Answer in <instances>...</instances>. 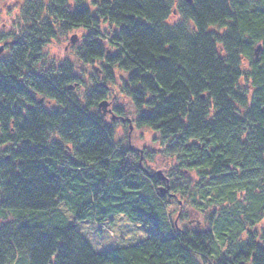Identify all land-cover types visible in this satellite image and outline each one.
Here are the masks:
<instances>
[{
    "label": "trees",
    "instance_id": "16d2710c",
    "mask_svg": "<svg viewBox=\"0 0 264 264\" xmlns=\"http://www.w3.org/2000/svg\"><path fill=\"white\" fill-rule=\"evenodd\" d=\"M23 1L0 35V264H264V0ZM76 29L80 67L45 53ZM116 89L164 180L116 142ZM120 214L151 237L98 253L76 228Z\"/></svg>",
    "mask_w": 264,
    "mask_h": 264
},
{
    "label": "rangeland",
    "instance_id": "374dc122",
    "mask_svg": "<svg viewBox=\"0 0 264 264\" xmlns=\"http://www.w3.org/2000/svg\"><path fill=\"white\" fill-rule=\"evenodd\" d=\"M175 4L179 0H172ZM24 5L23 0H0V35L9 36L14 33L18 27L26 23L25 18H22L20 13L21 8ZM180 21L178 15H173L169 22L177 23ZM85 31L82 29H76L71 31L69 34L60 37L58 40L53 41L48 44L45 49V53L52 59L55 58L57 61L69 59L75 63L78 67L76 57H74V52L76 47H78L82 41ZM9 40H7L8 42ZM6 41L1 42V47H4ZM83 68V67H82ZM82 68H78V71L82 73ZM88 72V69H86ZM90 71V68H89ZM84 79L89 81V74L84 75ZM117 95H111L106 101L110 103V106L106 108L107 111L114 112L115 107L123 108L126 112L127 117L123 119H130L133 124V129L130 134V124L123 123L121 119L118 118V124L116 128V142H123L125 145H130L135 148L138 153H141L143 159L146 161V165L149 166L155 174L162 173L166 174L170 168L169 163L161 157L158 153L159 142L157 141L156 133L148 129H140L135 125L136 111L130 101L119 93L116 89ZM103 112V109H101ZM107 121L112 120V114L107 113ZM115 121V120H112ZM123 123V124H122ZM164 188V186L162 187ZM172 210H178L177 207L172 205L170 207ZM182 212H189L188 209H182ZM177 218V212L173 215V219ZM74 221L73 217H70ZM199 219L197 216L191 218L193 222ZM183 226L191 227L190 219L183 220L180 222ZM81 235L87 240L91 247L98 253L110 251L117 248L133 246L139 244L142 241L147 240L151 237L154 232L153 227H143L142 225L130 221L125 215H115L109 218L107 221L100 223L98 221L92 220L87 222H80L76 225Z\"/></svg>",
    "mask_w": 264,
    "mask_h": 264
},
{
    "label": "water",
    "instance_id": "95a60500",
    "mask_svg": "<svg viewBox=\"0 0 264 264\" xmlns=\"http://www.w3.org/2000/svg\"><path fill=\"white\" fill-rule=\"evenodd\" d=\"M187 3L189 4H192L193 0H185ZM261 51V46L257 49V55L259 54V52ZM110 106V103L107 102V101H104L100 104V108L103 109V114L106 115L107 113H110L112 114V120H116L118 119V117L113 113V111H107L106 108ZM124 122H128L130 124V134H129V138L131 137V132H132V129H133V124H132V121L130 119H123ZM161 180H164L165 177L162 175V173H158L157 174ZM162 194H166L167 190L165 189H162Z\"/></svg>",
    "mask_w": 264,
    "mask_h": 264
}]
</instances>
